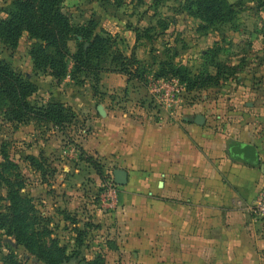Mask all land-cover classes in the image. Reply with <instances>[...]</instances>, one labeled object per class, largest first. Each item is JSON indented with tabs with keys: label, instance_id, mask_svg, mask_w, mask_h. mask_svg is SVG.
<instances>
[{
	"label": "rangeland",
	"instance_id": "obj_1",
	"mask_svg": "<svg viewBox=\"0 0 264 264\" xmlns=\"http://www.w3.org/2000/svg\"><path fill=\"white\" fill-rule=\"evenodd\" d=\"M13 1L0 0V21L7 18ZM228 1L237 6L234 19L213 26H206L186 11L188 0H66L63 7L75 25L94 20L118 37L120 51L128 55L136 49L140 60L148 61L147 68L151 71L148 80L131 82L128 88L131 95L128 99L118 96L120 104L130 101L131 108L141 105L148 114H155L161 108L174 111L179 103L193 105L209 101L212 106L206 114L216 129L228 130L255 119L264 134V0ZM136 34L140 41L133 48ZM33 45L27 34L20 39L16 50L0 42V61L37 86L31 103L43 106L60 102L74 110L71 105L76 100L101 93L100 84L95 94L90 80H72L70 60L69 74L61 81L46 73H36L30 57ZM69 45L74 55L77 44L70 42ZM171 58L192 75L203 72L217 75L219 66L226 76L218 77L217 86L196 91H188L178 79H161L160 82L170 85L161 93L169 92L176 99L174 106L168 108L154 92L160 82L153 73L157 71V63ZM172 83L176 84L175 88ZM73 105L80 118L65 132L46 124L9 123L4 120L3 110L0 111V153L4 149L8 161L16 165L11 175L16 182L21 179L24 183L22 197L33 205L36 216L41 219L40 226L47 227L48 245L56 241L71 256L81 243V253L87 260L102 256L106 264H123L120 257L103 253L102 246L111 243L112 234L102 229L106 226L101 217L114 209L111 205L115 187L108 170L100 168L104 175L101 180L94 166L87 162V156L80 152L90 125L86 124V113ZM122 108L127 110V106ZM93 159L96 163L100 161ZM4 162L0 156V165ZM6 198L4 188L0 214L9 204ZM0 264L46 263H40L13 237L0 231Z\"/></svg>",
	"mask_w": 264,
	"mask_h": 264
},
{
	"label": "crops",
	"instance_id": "obj_2",
	"mask_svg": "<svg viewBox=\"0 0 264 264\" xmlns=\"http://www.w3.org/2000/svg\"><path fill=\"white\" fill-rule=\"evenodd\" d=\"M136 52L128 56L142 59ZM129 86L126 76L104 74L98 96L73 103L90 125L80 149L114 182V209L101 217L112 234L103 253L123 264H264V219L250 211L264 191L257 121L216 129L209 101L148 114L118 102ZM233 141L256 146L259 162L233 155ZM117 170L127 173L126 185H116Z\"/></svg>",
	"mask_w": 264,
	"mask_h": 264
},
{
	"label": "trees",
	"instance_id": "obj_3",
	"mask_svg": "<svg viewBox=\"0 0 264 264\" xmlns=\"http://www.w3.org/2000/svg\"><path fill=\"white\" fill-rule=\"evenodd\" d=\"M262 1V0H261ZM66 0H14L7 18L0 21V42L11 50H16L20 39L27 34L34 42L30 51L33 69L36 73H46L57 81L68 76V61L73 64L72 80L80 78L92 82V90L97 94L104 74L126 76L128 83L146 82L151 71L148 61L140 60L135 53L130 56L118 49L117 36H113L100 25L90 20L85 25H75L70 15L64 12ZM263 2V1H262ZM237 6L228 0H188L186 11L202 21L206 26L230 22L236 15ZM206 28V27H205ZM137 43L140 37L136 34ZM77 44V52L72 55L69 43ZM148 69V70H147ZM217 75L191 72L174 64V59L157 63L156 80L175 78L186 85L188 91L204 90L217 86L218 77L225 76L216 67ZM37 86L13 71L4 61H0V111L4 120L17 125L46 124L61 132L76 124L78 115L70 107L60 102H49L38 106L30 99L37 93ZM86 155L82 149H79ZM4 163L0 165V200L2 190L7 191L8 205L0 214V231L13 237L18 245L46 264H106L104 257L87 260L81 253L82 244L71 256L66 254L56 241L46 243L48 229L36 216L31 202L22 197L24 183L16 182L11 175L16 165L8 161L3 149L0 153ZM98 176L104 179L98 163L87 157ZM112 183L113 180H112ZM66 220H70L69 217ZM81 233H79L80 235ZM50 235V234H49Z\"/></svg>",
	"mask_w": 264,
	"mask_h": 264
},
{
	"label": "water",
	"instance_id": "obj_4",
	"mask_svg": "<svg viewBox=\"0 0 264 264\" xmlns=\"http://www.w3.org/2000/svg\"><path fill=\"white\" fill-rule=\"evenodd\" d=\"M196 123L198 125H204L205 118L202 115L196 117ZM231 152L238 158L255 165L259 162V155L256 146L252 144H243L241 142L233 141L230 145ZM115 183L118 186H124L127 184L128 175L124 170H117L114 173Z\"/></svg>",
	"mask_w": 264,
	"mask_h": 264
},
{
	"label": "built area",
	"instance_id": "obj_5",
	"mask_svg": "<svg viewBox=\"0 0 264 264\" xmlns=\"http://www.w3.org/2000/svg\"><path fill=\"white\" fill-rule=\"evenodd\" d=\"M165 80V79H163ZM161 79L157 82H160ZM162 86L160 88V86ZM159 85H155V88H154V92L156 94V92L159 94L160 96V103L165 106H167L168 108L170 107H173L174 106V103H175V100L176 99H173L172 97H170V94L169 92H167L166 94H162L161 93V90L164 89V87H170L169 83H164V82H160ZM174 88L176 86L175 83H172V85ZM113 186H114V183H113ZM114 193V198H112L113 202H115L117 200V197H116V193ZM113 204V203H112ZM113 207V205H111ZM250 211L258 218L260 219H264V191L260 194V196L258 197V199L250 206Z\"/></svg>",
	"mask_w": 264,
	"mask_h": 264
}]
</instances>
